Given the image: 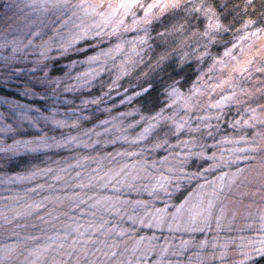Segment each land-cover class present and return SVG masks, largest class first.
Listing matches in <instances>:
<instances>
[{"label":"snow or ice","instance_id":"obj_1","mask_svg":"<svg viewBox=\"0 0 264 264\" xmlns=\"http://www.w3.org/2000/svg\"><path fill=\"white\" fill-rule=\"evenodd\" d=\"M3 10L22 23L0 34V87L15 93L0 96V154L70 155L4 181L33 186L0 197V264H264V203L241 213L233 195L257 183L264 201V0ZM69 54L83 58L65 67L82 70L55 75ZM137 71L133 94L121 92ZM91 106L107 115L93 122ZM33 217L43 237L16 231Z\"/></svg>","mask_w":264,"mask_h":264},{"label":"trees","instance_id":"obj_2","mask_svg":"<svg viewBox=\"0 0 264 264\" xmlns=\"http://www.w3.org/2000/svg\"><path fill=\"white\" fill-rule=\"evenodd\" d=\"M153 35H155V34L153 33ZM82 58H83L82 55H77V54H69L68 56L61 58L54 65V68H55L54 74L59 75V76H63L66 71L71 69V68H66L65 66L70 65L71 61H73V60H79ZM80 70H82V69L77 67V68L71 70V72H73L72 74H75V72L80 71ZM138 76H140L139 71L133 73L129 77H125L121 81L122 87L120 88V91L123 92L124 88H127L128 89L127 95H132L133 92L136 90L137 83L142 82V78H141V81H138V79H137ZM24 79H26V77H24ZM108 79H109L108 76L104 77L105 81H108ZM154 83H156L157 87L159 88L160 81H159L158 77L154 80ZM99 93H100V89H99V85H98L93 90L92 93H84L83 95L95 96V95H99ZM5 95L12 97V96H15V93L11 92V91H7L4 88L0 87V96H5ZM113 95L115 96V93H113ZM16 98L21 99L20 97H16ZM63 98L64 97H62V99ZM67 98L68 99H75L76 102L78 103L80 97H79V94L75 97H73L72 94H67ZM120 99H121V97H119V96L115 97V103L117 105H119ZM33 103L40 104L39 101H35ZM112 105H113V101L109 100L107 102V106L112 107ZM139 106H140V103L138 100L134 101L132 104L120 105L118 109L113 110V114H115V112L117 110L118 111H127V110H130L132 108L139 107ZM103 107L104 106L101 105V108H103ZM3 110L4 109L0 108V111H3ZM61 110L63 111L64 109L62 108ZM90 110H91L92 115H93V122H96L97 117H99L100 119H103L107 115L106 113H103L102 111L101 112L96 111L95 106H91ZM0 138H3V137L0 136ZM7 143H11V141L7 140ZM81 151H83V150H81ZM2 155L3 154H0V188H1V184H5L4 181H6L9 176L16 175L18 173H24L27 168L31 167L32 164H40L42 160L47 161L48 163H51L53 160H64L70 154L68 152H61L58 154L57 153H49L48 156L36 155V154H22L20 156L14 157L12 162H6L5 160H3ZM53 166H55V165H53ZM6 185H9V184H6ZM15 194H17V192L13 193L11 196H13ZM45 194H47V193H45ZM2 196H6V195H2ZM36 198L39 199V197H36ZM4 202L5 201H3V203ZM18 223L21 225H25L24 227H20V228L16 229V231L19 233L31 232V231H35L37 229H40V228H32L31 227V225L33 223L40 224V222L36 221L34 217L22 219V220L18 221ZM40 227H46V226L41 224ZM0 233H8L7 226L0 224Z\"/></svg>","mask_w":264,"mask_h":264},{"label":"rangeland","instance_id":"obj_3","mask_svg":"<svg viewBox=\"0 0 264 264\" xmlns=\"http://www.w3.org/2000/svg\"><path fill=\"white\" fill-rule=\"evenodd\" d=\"M5 3V0H0V34L4 33L6 30L8 31H12L13 29H15L16 27L21 25V21L16 18V17H12L11 19L9 17L12 16V13H8L7 15H5L4 10H3V4ZM71 70H73L72 68L70 70H68L69 72H71ZM73 73V72H71ZM107 77V75L105 76ZM248 134L249 136H251V130H248ZM226 171L228 169H225ZM234 170V168H233ZM5 184H1V188H0V197H2V195H6V196H11L13 193L17 192L19 194H23L25 191V188L27 187H31V184L25 183V184H9L6 185ZM256 193L255 196L252 195V193ZM246 193V194H245ZM233 195H235L237 200H242V203H240L238 206L240 208L241 213H243L245 211V206L249 203H254L255 205H259L261 203H264V201H261V193L259 191V185L257 183H253L251 185H249L247 187V189H240L239 192H234ZM0 203H3V201H0ZM4 203H7L6 201ZM253 211H255V207L252 209ZM240 222V218L238 217V223ZM8 233H0V244L6 242V236ZM21 235H28V234H40L43 237V233L40 232V229H37L35 231H31V232H25V233H20ZM144 234H148L150 235L151 232H149L148 230H144ZM244 235H255V233H250V232H244L242 233ZM185 239H187L188 237L185 236ZM7 242H12L11 240H8ZM43 242V241H41ZM174 243L176 245L180 244V236L178 235L176 240L174 241ZM171 259L175 260L177 259V257H171ZM229 264H231V261L233 260H238L240 259L239 255H230L228 258ZM20 260H23V257H20Z\"/></svg>","mask_w":264,"mask_h":264}]
</instances>
